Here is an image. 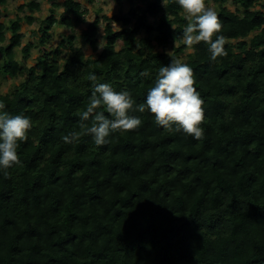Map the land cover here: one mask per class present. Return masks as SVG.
Returning a JSON list of instances; mask_svg holds the SVG:
<instances>
[{"label":"trees","instance_id":"trees-1","mask_svg":"<svg viewBox=\"0 0 264 264\" xmlns=\"http://www.w3.org/2000/svg\"><path fill=\"white\" fill-rule=\"evenodd\" d=\"M21 1L14 19L0 21V76L19 81L0 102L33 126L19 142L22 163L0 171V264H264V0H234V11L229 0H212L227 54L210 60L203 41L186 54L204 100L202 138L132 112L141 126L99 147L79 120L94 84L127 89L143 102L172 59L158 48L174 55L187 48L183 10L176 0H129L125 17L86 24L79 2L47 0L40 55L28 68L16 50L29 57L35 46H22L20 29L36 18L19 14L40 5ZM6 3L0 0V17ZM100 19L105 43L97 55L85 59L72 34L48 47L53 26L73 32L86 24L81 39L97 52ZM74 131L80 138L65 143Z\"/></svg>","mask_w":264,"mask_h":264},{"label":"clouds","instance_id":"clouds-1","mask_svg":"<svg viewBox=\"0 0 264 264\" xmlns=\"http://www.w3.org/2000/svg\"><path fill=\"white\" fill-rule=\"evenodd\" d=\"M176 3L188 20L180 42L188 48L205 42L212 61L225 56L226 40L219 35L222 24L215 9L207 6L206 0H176ZM89 79L96 81L97 78L91 75ZM194 83L192 68L179 58H172L169 64L158 68L153 85L141 103H137L127 89L117 91L109 83H95L86 110L79 113L82 133L90 135L97 147L105 145L117 131L124 133L141 126V117L130 113L147 111L164 130L182 131L198 140L204 131L200 126L204 120V100ZM101 107L108 115L98 110ZM4 109L5 105L0 102V171L22 163L17 153L19 142L28 139L33 126L31 118L24 113L13 115ZM90 118L89 126L85 122ZM82 133L74 131L62 139L65 143H73Z\"/></svg>","mask_w":264,"mask_h":264},{"label":"rangeland","instance_id":"rangeland-1","mask_svg":"<svg viewBox=\"0 0 264 264\" xmlns=\"http://www.w3.org/2000/svg\"><path fill=\"white\" fill-rule=\"evenodd\" d=\"M36 3H39L40 10L38 12H31V11H25L23 14L20 13L19 16H28L33 15L36 18V21L32 24L27 26L26 24L21 25L20 33L23 34L24 38L22 41V46L29 44L32 42L34 44V48L30 50V55L27 59H23L21 49L16 50V59L24 64L26 67L30 68L31 66H35L36 64V58L38 55H40L39 48L37 47L39 43V39L41 37V33H38V27H39V20H44L46 17L50 15L49 11L51 9V3L47 0H34ZM76 1V0H75ZM139 5H141V0H137ZM56 2L62 3L63 0H57ZM79 2V1H77ZM82 6V9L86 11L85 13V22L86 24H89L92 22L97 16L101 18L102 16H107L108 18H114V17H125L128 14L129 10V0H94L90 1L89 3L82 4L79 2ZM163 6L166 4V0H162ZM22 5L21 0H7L6 6L3 8L2 16L0 17V21L4 23H8L10 19H14L16 15H18V8ZM206 5L210 6L215 9L214 2L212 0H206ZM236 2L234 0H229L226 3V7L230 11H234L236 6ZM258 8V7H257ZM63 9L61 6L55 10L54 17L57 19V21L60 20V15L62 14ZM183 14L186 16V14L183 12ZM85 24V25H86ZM85 25L83 26H77L73 32H71L69 29L59 25L53 26L49 33L50 39H49V48H56L59 46L61 41H64L65 38L72 34L75 37V40L73 42V46L75 48L81 49L84 53L85 59L91 56H95L98 53L101 52L102 47L104 45V23L100 19L99 23V33L97 36V52L92 53V51L83 43V40L81 39V33L84 29ZM112 28L114 30H119V25L116 22L112 23ZM147 37L146 35H143ZM176 46V45H175ZM119 50V48H116ZM159 52H164L166 55H168L171 58H179L183 61L187 59L186 54L190 53L192 51V48H186L183 54L174 55L173 50L170 47H167L165 49H159ZM68 54L67 50H63L62 57H65ZM19 83L17 80H10L8 78H4V76H0V94L9 93L14 86H16Z\"/></svg>","mask_w":264,"mask_h":264},{"label":"built area","instance_id":"built-area-1","mask_svg":"<svg viewBox=\"0 0 264 264\" xmlns=\"http://www.w3.org/2000/svg\"><path fill=\"white\" fill-rule=\"evenodd\" d=\"M76 1H79V2H81L82 4H84V3H88V0H76ZM92 1H94V0H92Z\"/></svg>","mask_w":264,"mask_h":264}]
</instances>
